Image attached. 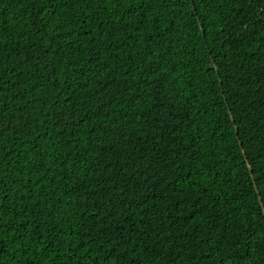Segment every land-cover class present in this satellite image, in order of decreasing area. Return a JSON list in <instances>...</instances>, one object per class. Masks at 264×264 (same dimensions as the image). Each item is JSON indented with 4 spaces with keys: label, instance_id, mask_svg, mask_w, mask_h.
Wrapping results in <instances>:
<instances>
[{
    "label": "trees",
    "instance_id": "obj_1",
    "mask_svg": "<svg viewBox=\"0 0 264 264\" xmlns=\"http://www.w3.org/2000/svg\"><path fill=\"white\" fill-rule=\"evenodd\" d=\"M0 264H264V0H0Z\"/></svg>",
    "mask_w": 264,
    "mask_h": 264
}]
</instances>
